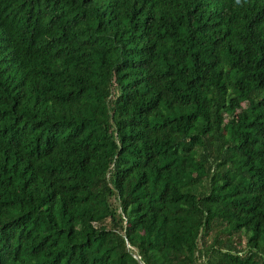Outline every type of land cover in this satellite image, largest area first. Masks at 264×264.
Here are the masks:
<instances>
[{"label": "trees", "instance_id": "1", "mask_svg": "<svg viewBox=\"0 0 264 264\" xmlns=\"http://www.w3.org/2000/svg\"><path fill=\"white\" fill-rule=\"evenodd\" d=\"M0 264H264V0H0Z\"/></svg>", "mask_w": 264, "mask_h": 264}]
</instances>
